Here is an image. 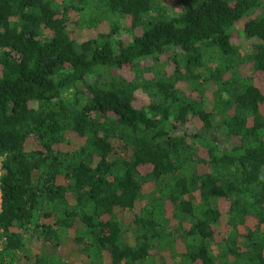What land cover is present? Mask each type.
I'll list each match as a JSON object with an SVG mask.
<instances>
[{"label": "trees", "instance_id": "1", "mask_svg": "<svg viewBox=\"0 0 264 264\" xmlns=\"http://www.w3.org/2000/svg\"><path fill=\"white\" fill-rule=\"evenodd\" d=\"M165 1L0 0V264H264V0Z\"/></svg>", "mask_w": 264, "mask_h": 264}, {"label": "rangeland", "instance_id": "2", "mask_svg": "<svg viewBox=\"0 0 264 264\" xmlns=\"http://www.w3.org/2000/svg\"><path fill=\"white\" fill-rule=\"evenodd\" d=\"M165 3L168 5V11L169 13L170 12H178L180 10L179 6L176 5V4H173L171 2V0H166ZM240 25L239 23L237 24V27L236 28H239ZM74 33L78 36V37H82L83 36V32H80L78 30H75ZM123 35V34H122ZM236 42H240V54L241 53H244L248 50V42L247 40H243L239 37H237L235 39ZM255 84L260 87V88H263L264 87V83L261 81V80H255ZM62 251L65 253V258H67L68 260H72V263H79L78 259H77V255H76V252L75 250L72 248L71 244L69 242H64L63 244V247L61 248Z\"/></svg>", "mask_w": 264, "mask_h": 264}, {"label": "built area", "instance_id": "3", "mask_svg": "<svg viewBox=\"0 0 264 264\" xmlns=\"http://www.w3.org/2000/svg\"><path fill=\"white\" fill-rule=\"evenodd\" d=\"M0 201H1V195H0Z\"/></svg>", "mask_w": 264, "mask_h": 264}]
</instances>
